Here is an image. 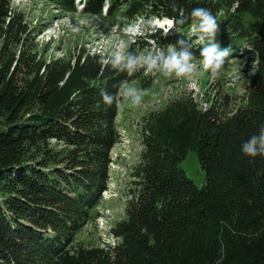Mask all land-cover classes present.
Wrapping results in <instances>:
<instances>
[{
	"label": "trees",
	"instance_id": "16d2710c",
	"mask_svg": "<svg viewBox=\"0 0 264 264\" xmlns=\"http://www.w3.org/2000/svg\"><path fill=\"white\" fill-rule=\"evenodd\" d=\"M57 1L65 12L75 10L74 0ZM107 2L108 18L114 19L120 11L124 18L157 15L175 21L181 12L189 16L195 7L211 9L220 24L217 40L221 47L231 46L235 53L249 41L241 55H250L257 65L249 77L245 103L231 115L220 116L215 110L217 101L205 112L191 102V121L183 129L167 123L169 117L175 120L180 107H168L161 118L150 120L151 132L137 166L136 195L128 202L126 217L111 229L122 241L107 248L84 244L77 234L97 217V206L108 188L111 151L121 137L119 98L107 106L101 89L116 93L121 81L139 73L128 76L110 66L102 69L101 55L84 53L68 59L67 65L59 60L46 66L56 68L46 78L55 79L49 96L37 93V88L32 91L31 85L18 94L13 84L18 63L30 69L41 60L31 45L25 46L24 13L11 9L10 0H0V30L20 49L15 68L6 72L5 86H0V118L6 112L18 116L25 101L33 102L35 97L42 104L39 110L27 111L26 118L0 128V151L13 148L15 154L25 141L55 138L62 144L59 153L68 154L62 156L68 162L64 166L61 154L44 157L32 167L18 166L24 159L0 161V192L18 182L56 199L32 201L40 207L29 217L30 227H23L27 225L21 218V223L2 218L6 208L0 203V264H264V155L250 157L241 151L243 142L264 126V0H85L84 13L104 16ZM191 24L189 16L177 29L186 35ZM180 35L176 30L151 37L167 46ZM191 39L198 53L200 45L195 36ZM148 45L145 40L129 50ZM163 118L165 127L159 123ZM43 149L46 154L48 148ZM191 151L197 152L206 171L201 185L179 164ZM8 206V211L14 209L16 199ZM20 214L22 218L32 215Z\"/></svg>",
	"mask_w": 264,
	"mask_h": 264
},
{
	"label": "rangeland",
	"instance_id": "374dc122",
	"mask_svg": "<svg viewBox=\"0 0 264 264\" xmlns=\"http://www.w3.org/2000/svg\"><path fill=\"white\" fill-rule=\"evenodd\" d=\"M83 3V0H75L74 6L77 10L65 12L64 7L56 0H10L11 9L20 11L25 15L23 21L27 25V32L23 35L25 46L31 45L32 53L38 52V60H41L40 64L42 63V65L38 64L29 69L23 68V63H18L15 68V60L20 50L18 43L7 40L3 31L0 30V86H5L7 81L6 72L9 70L10 73V70L15 68L13 84L18 94L22 95L25 88L31 85L32 91L37 88V93H46L49 96V90L55 79L49 81L46 78L49 75L51 76L56 68L46 67L47 65L59 60H64L67 65L68 59L72 58L74 60L76 56L84 53L107 57L113 50L114 45L122 39L128 40L129 46L134 42L143 41L138 36L130 39V34L125 29L129 24H136L127 22V19L120 17L122 16L119 14L120 11H118L119 16L117 19L103 18L102 16L84 13L82 11ZM237 5L238 3H235L234 8ZM159 18L158 16H147L145 20V17L142 16L141 21L138 23H146L152 20L154 23L149 27L153 28L157 27L155 21ZM248 45H250L249 41L245 40L243 46L235 49V53H231L230 61L226 62L218 76H212L209 73L201 74L199 71V58H197V70L190 78H166L158 72L155 74L145 73L141 69L138 71L139 75L136 78L128 81V83L145 90L144 98L139 106L131 107L122 97L118 96L119 114L117 121L121 138L111 151L108 188L103 192V197L97 206V217L89 220L79 231L77 234L78 241L80 240L88 245L104 247L111 240H118L113 237L114 234L111 229L116 221L126 217L128 202L136 195V182L139 180L137 166L140 165L139 161L141 163L142 155L146 149L145 139L151 132L149 129L150 120L154 122L160 115L164 114L168 107H180V109H183L177 110L176 118L172 117L175 120H170L171 117H169L167 123L172 127L181 126V129H183L182 126L190 124L191 121L192 110L189 108V105L191 107L193 105L191 102L196 104L198 109L205 112L217 101L215 110L220 116L231 115L245 103L249 77L255 72L257 65L250 55L243 54L242 56L239 54ZM155 48L160 47L155 40H152V44L146 49L140 50V52L146 54ZM27 50H30V48H27ZM69 74L70 70L66 72V75ZM64 81L65 78L60 80V87L64 84ZM11 88L13 90V85ZM31 92H26V94L29 95ZM19 99L24 98L20 97ZM183 100L190 101L171 105L175 101ZM41 105L37 97L33 102L25 101L18 116L6 112L5 116L0 118V128L8 127L14 121L26 118L28 114L25 113L27 111L39 110ZM165 121L164 118L159 121L160 125L164 126ZM165 129L163 128V131ZM171 131L174 132V130ZM43 148H48L46 154ZM61 149L62 144L58 143L55 138L37 143L25 141L17 147V153L15 154L12 153L13 148L0 151V161L4 159V163H9L15 162L17 159H24L22 161L17 160L19 161L18 166L32 167L44 157L51 154H61L60 162L64 166L68 162L62 156L67 153L66 151L59 153ZM15 155H17V158ZM13 156L15 158L11 159ZM58 158L60 159L59 156ZM179 164L197 184L201 185L205 182L206 171L202 168L196 151L189 152L187 157ZM11 186L3 188L4 191L0 192V203L6 208L2 210V218H9L19 223L22 222L19 221L21 218L27 225L23 227H30L29 217L33 218V214L39 212L38 207L40 206H35L36 203H33V200L51 201L52 198L53 201L56 200L55 196H50L45 192L40 193L37 189H30L22 183L16 182ZM13 198L16 199V207L8 211V203ZM37 203L41 204L40 202ZM20 213L32 215L22 218ZM104 241H107V243Z\"/></svg>",
	"mask_w": 264,
	"mask_h": 264
},
{
	"label": "clouds",
	"instance_id": "9594fccd",
	"mask_svg": "<svg viewBox=\"0 0 264 264\" xmlns=\"http://www.w3.org/2000/svg\"><path fill=\"white\" fill-rule=\"evenodd\" d=\"M192 24L185 35L182 29L177 31L181 35L173 43H168L166 49L155 48L146 54L140 51L129 50L128 40H120L114 45L113 50L107 57L101 56L98 60L102 69L110 66L111 69L133 76L135 73L144 70L145 73H160L166 78H190L196 69L197 57H199V71L201 74L209 73L212 76H218L226 64L230 61L232 49L230 47H221L217 40V33L220 24L217 16L207 7H195L189 14ZM189 16L181 12L179 18L168 21V27L164 29L165 34L174 25H183ZM154 22L152 20L146 23L129 24L126 32L130 34V39L137 36H143L146 32L155 31L149 27ZM195 36L200 47L194 51V43L191 37ZM145 90L138 88L126 80L121 81L116 93L101 89V97L105 105L111 106L117 97H122L129 106H139L144 98ZM243 154L256 157L264 155V126L260 128L258 134L252 135L241 145Z\"/></svg>",
	"mask_w": 264,
	"mask_h": 264
}]
</instances>
